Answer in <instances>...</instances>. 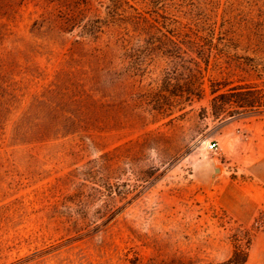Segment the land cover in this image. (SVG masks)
<instances>
[{"label": "rangeland", "instance_id": "obj_1", "mask_svg": "<svg viewBox=\"0 0 264 264\" xmlns=\"http://www.w3.org/2000/svg\"><path fill=\"white\" fill-rule=\"evenodd\" d=\"M240 243L264 264V0H0V264Z\"/></svg>", "mask_w": 264, "mask_h": 264}, {"label": "trees", "instance_id": "obj_2", "mask_svg": "<svg viewBox=\"0 0 264 264\" xmlns=\"http://www.w3.org/2000/svg\"><path fill=\"white\" fill-rule=\"evenodd\" d=\"M114 4L116 0H111ZM99 21V20H98ZM201 30H197V32L199 33ZM248 59H250V57H248ZM248 253H249V248L245 247L243 244H238L236 246V250L233 254V256L226 262L222 263V264H243L246 262L247 258H248Z\"/></svg>", "mask_w": 264, "mask_h": 264}, {"label": "water", "instance_id": "obj_3", "mask_svg": "<svg viewBox=\"0 0 264 264\" xmlns=\"http://www.w3.org/2000/svg\"><path fill=\"white\" fill-rule=\"evenodd\" d=\"M220 172V168H218L215 164L214 160H210L207 166L206 175L210 183H212L216 177V175Z\"/></svg>", "mask_w": 264, "mask_h": 264}, {"label": "built area", "instance_id": "obj_4", "mask_svg": "<svg viewBox=\"0 0 264 264\" xmlns=\"http://www.w3.org/2000/svg\"><path fill=\"white\" fill-rule=\"evenodd\" d=\"M219 143L217 142V141H212V142H210V145H209V149L210 150H216V149H218L219 148Z\"/></svg>", "mask_w": 264, "mask_h": 264}]
</instances>
